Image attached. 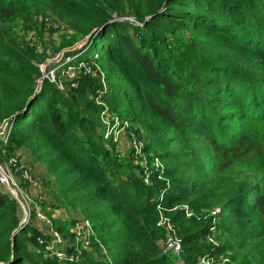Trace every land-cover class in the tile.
I'll return each instance as SVG.
<instances>
[{"label": "trees", "instance_id": "obj_1", "mask_svg": "<svg viewBox=\"0 0 264 264\" xmlns=\"http://www.w3.org/2000/svg\"><path fill=\"white\" fill-rule=\"evenodd\" d=\"M62 2L70 12L62 16L68 27L91 35L99 52L110 109L125 106L130 121L145 112L157 117L165 126L152 124L157 141H168L174 161L178 150L187 160L183 171H153L151 185L127 173L115 144L109 149L105 132L98 134L96 122L76 106L102 88L97 76L82 73L76 97H66L47 77L40 90L41 68L5 26L26 20L21 0H0V121L17 116L7 142H29L33 155L47 160L62 182V195L92 208L87 217L96 223L92 250L79 255L84 259L59 260L47 247L50 235L35 225V212L20 226L22 206L0 181V264H174L157 243L165 234L157 226L154 191H164L159 204L177 214L185 204L195 211L218 210L226 243L205 247V254L234 250L237 257L248 249L244 264H264V0ZM131 15L143 26L113 21ZM131 102L136 103L128 107ZM84 104L92 108L90 101ZM168 153L154 156L163 161ZM20 181L29 185L22 175ZM54 222L64 237L66 228L76 226ZM110 222L129 236L113 263L105 261L106 239L98 233ZM213 226L183 234L182 244L211 236Z\"/></svg>", "mask_w": 264, "mask_h": 264}, {"label": "rangeland", "instance_id": "obj_2", "mask_svg": "<svg viewBox=\"0 0 264 264\" xmlns=\"http://www.w3.org/2000/svg\"><path fill=\"white\" fill-rule=\"evenodd\" d=\"M21 6L25 10L26 20L24 22L20 20L8 22L5 26L12 36L18 37L17 42L22 43L20 48H23L24 52L30 55L41 68L42 77L38 82L39 89L41 90L45 83V75L52 71L56 75L55 82L66 93V97H76L81 74L96 75L102 88L96 86L94 94L86 97L83 102H77L76 106L87 118L96 122L98 134L105 132L104 138L107 139L105 145L109 149H113L115 144V153L124 163L126 172L142 179L145 184L151 185L153 180L151 173L153 171L162 174V170L167 169V167L169 170L180 169L183 171V164L187 158L178 150L176 152L177 160L174 161L169 154L173 153L171 145L168 141L158 142V135L151 129L152 124L155 123L165 130V126L157 117L149 116V113L145 112L144 118L139 119V121H130L124 118L125 106H122L118 110L119 112L110 109L107 99L112 94L108 92L109 84L106 82V70L99 66L96 61L99 52L96 53L91 46L92 41L88 40L90 36H79L68 27L62 16L69 17L70 12L62 0H21ZM116 17L113 21H127L139 27L143 26L141 23L139 24L134 15ZM175 37L184 39L185 36L178 33ZM209 48L211 51L215 50L214 47ZM2 95L0 83V97ZM89 101L92 103L91 109L84 104V102ZM135 103L131 102L128 107H133ZM11 123L12 121L9 122L8 120L0 121V143H4L0 148V162L5 170L4 176L9 180L6 186L22 206V220L26 214L35 212L37 209H39V213H43L50 219L51 223H46L45 220L41 221L38 214V217L34 219L35 225L50 235V238L47 239V247L49 246V248L52 245L51 238L57 232V224L54 221L60 220L64 223L74 221L76 226L65 230L68 237L59 233L64 242L69 245L73 242V237H70L71 234L85 220H89L94 229L96 223L87 217L92 208H84V205L81 204L75 206L71 204L68 197L62 195L60 190L62 182L55 178L47 160L38 159L33 155L29 142L8 144L4 131L7 124ZM169 130L170 128L166 127V131ZM155 153H168L169 156L166 155L165 160L162 161L154 156ZM8 159H12L13 163L10 164ZM102 162L104 161L102 160ZM22 170H27L29 175H32L39 182L38 189H33L32 183L27 179L25 181L29 183L28 186L20 181ZM158 178L164 179L162 175H158ZM163 194L164 191L153 192V202L158 210L157 226L165 234V238L159 239L157 243L163 252L172 256L174 264H244L248 249L239 253L237 257L235 255L237 252L234 250L225 251L221 254H205L208 253L205 247L226 243V238H220L226 232L220 231L221 228L218 227L222 223L217 221V209L195 211L185 204L181 207L182 212L177 214L176 208H165L159 204L163 199ZM210 222L214 224L211 236L187 240L182 244L181 237L183 234L193 235L198 230L207 228ZM98 233L101 235V240L106 239V243L103 244L105 249L101 248L102 253L107 255L105 261L113 263L121 257L122 251H125L129 236L121 230L120 225L113 224V222H110L105 228H100ZM176 237L181 241L180 254H175L171 250L172 245L176 246L174 241ZM54 245L56 248L59 247L57 244ZM83 251V248L73 249L68 250L67 254L68 256L74 254L82 261L84 258L79 255L83 254Z\"/></svg>", "mask_w": 264, "mask_h": 264}, {"label": "built area", "instance_id": "obj_3", "mask_svg": "<svg viewBox=\"0 0 264 264\" xmlns=\"http://www.w3.org/2000/svg\"><path fill=\"white\" fill-rule=\"evenodd\" d=\"M45 76L47 78L51 79L52 81L56 80V75L52 71H50V73L46 74ZM10 126H11V124H7V128L4 131V135H6L7 138H8V133H9L8 131L10 129ZM9 163L12 164L13 160L10 159ZM29 174L30 173L27 170H22V172H21L22 177L24 179L29 180L32 183L31 187L33 189H38L39 188V182L36 179H34L32 175H29ZM4 175H5V170L3 169L2 163L0 162V181L9 190V188L6 186V184L9 182V180ZM14 184H16V183L14 182ZM35 213H36L37 217H38V215L41 217V218L39 217V220H41V221L45 220V221H47L46 223H51V221L48 217L43 215V213H39V209H37L35 211ZM28 215L30 217L31 213L29 212ZM29 220H30V218H29ZM73 233H74L73 242L69 243V245L73 246L75 250H79V248H83V250H89V251L92 250V240H93V237L95 236V233H94V229H93L89 220H85L79 226H77V228L74 230ZM174 241H175L176 246L172 245L171 250L175 254H180L181 248H182L181 241L177 237L174 239ZM54 244L59 245V247L56 248ZM65 247H66V243L64 242L63 237L58 232H55L53 235L52 245L50 248V251H52L51 254H53L59 260H63V261H65V260H71L72 261L75 258L78 259V257H76L74 254L68 256ZM101 248L103 250L105 249V247L102 244H101Z\"/></svg>", "mask_w": 264, "mask_h": 264}, {"label": "water", "instance_id": "obj_4", "mask_svg": "<svg viewBox=\"0 0 264 264\" xmlns=\"http://www.w3.org/2000/svg\"><path fill=\"white\" fill-rule=\"evenodd\" d=\"M101 29H105V26H103V27H101V28H97V29H95L93 32H92V34H97ZM90 37H88V40H90V38H91V35H89ZM16 117L17 116H14L12 119H11V121H14L15 119H16ZM13 191V193L14 194H16L15 192H14V190H12ZM17 196V195H16ZM28 221H29V215H25V218L21 221V224H20V226H22V225H24V224H26V223H28ZM18 230H19V228H18Z\"/></svg>", "mask_w": 264, "mask_h": 264}]
</instances>
